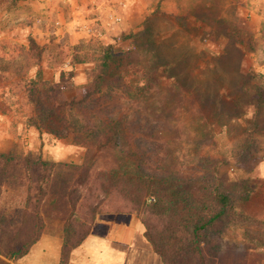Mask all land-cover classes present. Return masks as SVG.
Here are the masks:
<instances>
[{
	"label": "rangeland",
	"instance_id": "1",
	"mask_svg": "<svg viewBox=\"0 0 264 264\" xmlns=\"http://www.w3.org/2000/svg\"><path fill=\"white\" fill-rule=\"evenodd\" d=\"M21 1L24 0H0V46L5 50L28 46V37L33 35L47 49L44 77L67 96L75 93L76 85L93 80L100 56L94 50L100 46L112 45L114 52L123 57L117 60L118 65H113L116 74L112 80L128 85L138 79L144 85L146 80H142L139 71H152L160 83L150 93V100H164L179 117L164 123L132 118V127L144 133L143 138L151 132L156 138L161 135L160 141L168 144L171 156L179 157L188 168L187 175H206L214 183L221 179L235 205L247 216L232 224L225 239L228 246H218L209 264H264V106L256 117L255 107L248 103L253 87H264V0H167L160 9L144 11L139 10L140 0H59L48 12L49 17L56 15L59 8L67 19L75 4L84 10L90 8L85 17L95 18L90 23L93 33L81 35L79 32L84 31L79 22L75 24V34L62 24L49 22L43 26L46 19L37 23L36 12L32 14ZM116 15L121 21L111 30V20ZM76 44H80L78 50ZM85 52V61L72 66L73 59ZM0 55L2 64L13 56L10 50L5 54L1 51ZM15 57L20 62L24 56L17 53ZM35 69L25 78L0 77V109L7 113L4 117L1 114L0 119L9 121L8 138H0V149L13 148L20 154H41L53 162L82 165L93 154L92 145H76L72 135L57 138L43 133L33 137L25 130L24 119L30 109L27 91L30 88L38 95L29 79ZM121 96V90H116L112 98L104 97L96 117L126 111L128 96ZM90 111L80 112L79 117L87 120L92 116ZM203 128L209 133L205 135ZM52 151L66 154L56 161ZM110 162L112 156L102 155L94 171ZM212 169H216L214 173ZM59 170L58 167L59 184L71 182V173ZM79 174L73 176L71 184ZM232 184L237 187L231 188ZM242 184L249 191L241 189ZM20 192L11 190L9 203L20 201ZM80 193L82 198V186H78L77 194ZM57 202L62 203L58 199L53 204ZM107 215L110 214L98 215L93 226ZM43 219L42 234L47 231L54 237L61 232L63 239V217L44 210ZM51 253L48 261H52ZM34 254V260L40 258L39 250Z\"/></svg>",
	"mask_w": 264,
	"mask_h": 264
},
{
	"label": "trees",
	"instance_id": "2",
	"mask_svg": "<svg viewBox=\"0 0 264 264\" xmlns=\"http://www.w3.org/2000/svg\"><path fill=\"white\" fill-rule=\"evenodd\" d=\"M28 40V46L9 48L13 56L5 64L0 63V77L4 80L14 76L25 78L32 69H37L29 79L38 95L28 89L30 109L24 125L35 127L40 135L49 133L57 138L72 135L74 144L92 145L94 149L91 148L93 154L82 165L53 162L41 154H20L14 149L0 152V264L20 259L40 239L45 227L44 210L63 217L65 222L60 264L69 263L72 250L90 234L96 217L105 213H135L164 264H209L218 246H228L225 239L232 224L247 216L235 205L221 179L214 183L206 175H187L188 168L179 157L171 156L168 144L160 141L161 135L156 138L151 132L143 138L144 133L132 127V118L142 121L140 117H145L148 123H164L178 115L168 109L164 100L154 103L150 100V93L160 83L152 71H139L142 80H146L144 85L138 79L128 85L112 80L116 74L113 65H118L117 60L123 57L114 52L112 45L100 46L94 50L100 56L96 59L99 63L93 80L76 85L75 93L67 96L63 89L44 78L47 49L33 35ZM74 46L80 48V44ZM0 50L2 54L9 51L3 46ZM17 53L24 56L20 62L15 57ZM86 54L75 57L72 66L83 63ZM116 90H121V98L128 96L127 110L96 117L99 102L104 97L112 98ZM252 92L248 103L255 107L257 117L264 106V87L254 86ZM87 110L93 112L92 116L83 121L79 113ZM208 133L204 131L205 135ZM102 155L112 156L113 162L94 171ZM58 167L71 173V182L78 172L79 178L73 184L68 180L59 184ZM72 186L75 187L71 189ZM78 186L85 191L82 198L81 193L77 194ZM236 187L237 184L231 186ZM241 187L249 191L247 185ZM11 190L22 191L20 201L9 203ZM58 199L65 205L53 204Z\"/></svg>",
	"mask_w": 264,
	"mask_h": 264
},
{
	"label": "crops",
	"instance_id": "3",
	"mask_svg": "<svg viewBox=\"0 0 264 264\" xmlns=\"http://www.w3.org/2000/svg\"><path fill=\"white\" fill-rule=\"evenodd\" d=\"M142 3L139 5V10H155L160 9L161 5L167 0H140ZM59 0H24L21 4L29 6L30 11L36 12V21H46L43 26L53 22L55 24H62V27L67 26L70 31L75 34L74 27L77 22L82 24L84 32H79V35L84 33H93V29L90 23L94 22V19L85 17V14L90 13V8L84 10V7L74 5L72 13L65 19L62 15V10L59 8L58 13L53 17L49 13L51 9L56 7ZM24 6V5H22ZM48 9H50L48 11ZM27 10V9H26ZM92 10L94 8L92 7ZM49 12V13H48ZM113 25L111 30L115 29V24L111 20ZM42 26V27H43ZM33 32L31 25L28 26ZM37 27V24H36ZM35 34V32H33ZM77 36V35H76ZM68 65H65L67 68ZM35 69V74H36ZM34 74V75H35ZM32 75V76H34ZM45 76V75H44ZM45 78V77H44ZM46 79V78H45ZM48 80V79H47ZM0 112V115L4 117L7 114L5 111ZM9 121L0 119V138H8V124ZM25 127L33 137L39 136L40 133L35 127ZM41 136V135H40ZM13 149V148H12ZM11 148L0 149V152H9ZM54 153L53 159L60 160L61 156L66 154V151L62 152L63 155ZM45 231L40 239L31 247L29 252L20 259L12 262V264H60L61 247L63 243L61 232L54 235L48 234ZM54 239V240H53ZM37 250L40 251V258L33 259V255ZM52 252V253H51ZM50 253L53 255L52 261H48ZM69 264H164L160 255L157 254L151 243L145 236V228L139 218L135 214L116 215L110 214L106 218L97 220L91 229L90 234L84 239V241L71 252Z\"/></svg>",
	"mask_w": 264,
	"mask_h": 264
},
{
	"label": "built area",
	"instance_id": "4",
	"mask_svg": "<svg viewBox=\"0 0 264 264\" xmlns=\"http://www.w3.org/2000/svg\"><path fill=\"white\" fill-rule=\"evenodd\" d=\"M112 21H113V23H119L121 21V17L120 16H117V15L116 16H113L112 17Z\"/></svg>",
	"mask_w": 264,
	"mask_h": 264
}]
</instances>
